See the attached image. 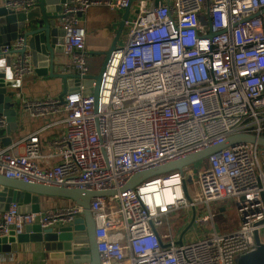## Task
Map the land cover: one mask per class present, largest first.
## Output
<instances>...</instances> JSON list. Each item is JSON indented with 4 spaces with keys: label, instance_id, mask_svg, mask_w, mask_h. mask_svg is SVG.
<instances>
[{
    "label": "built area",
    "instance_id": "built-area-1",
    "mask_svg": "<svg viewBox=\"0 0 264 264\" xmlns=\"http://www.w3.org/2000/svg\"><path fill=\"white\" fill-rule=\"evenodd\" d=\"M129 3L70 0L63 7L58 26L73 72L87 74L90 10L105 6L123 13ZM132 12L124 46L101 77L97 112L82 87L65 104L59 99L26 103L33 118L63 117L0 151V175L38 186L111 192L91 203L101 264H235L256 250L255 233L264 235V149L239 145L181 173L120 190L139 173L234 136L264 139V0L158 5L142 0ZM8 53L0 48V56ZM33 74L28 58L12 69L17 81ZM5 121L0 119V129ZM199 207L196 223L211 227L209 235L188 243L183 238L179 246L180 237L170 234V214ZM81 213L74 206L21 215L13 204L0 213V239L34 225L56 229Z\"/></svg>",
    "mask_w": 264,
    "mask_h": 264
},
{
    "label": "water",
    "instance_id": "water-1",
    "mask_svg": "<svg viewBox=\"0 0 264 264\" xmlns=\"http://www.w3.org/2000/svg\"><path fill=\"white\" fill-rule=\"evenodd\" d=\"M68 1L37 0L35 3L33 0V5L29 7L26 0H14L0 9V48L9 49L7 55L0 56V118L7 119L15 114L13 103L17 102L18 96L24 91L23 81L13 79L12 69L14 64L25 58L30 59L37 75L43 77L49 70L50 79L64 83V91L68 96L77 93L80 87L84 88V91L90 90L97 112L101 77L117 51L118 41L123 34L125 22L130 17L133 4L142 0H130L128 7L124 9L117 38L110 50L107 53L88 57V61L101 60V69L97 75L89 74L87 71L85 76H81L72 71L68 75L55 76L53 75L54 67L57 66L55 58L64 54V32L58 26L59 14L62 7L69 4ZM163 1L168 0H156V5ZM202 25H205L204 20ZM60 70L63 71L64 68ZM59 100L65 104L62 96ZM239 145H252L264 149V139L246 135L234 136L215 148L183 161L139 173L120 192L133 191L147 181L175 172L181 173L184 168L192 167L219 151ZM183 190L185 199L190 201L186 182L183 183ZM112 195L111 192L95 193L25 184L0 175V213L7 211L13 204L19 206L21 215L40 213V202L43 198L66 200L82 209V213L76 216L74 223L62 225L60 229L44 230L41 226L34 225L26 227L18 236L12 231L7 237L0 239V257L11 255V246L31 245L34 250L37 246L42 250L41 257L44 261L64 262V264H101L91 203L97 198ZM195 218L196 211L192 210L191 222L181 233L177 243L179 246L183 245V238L193 227ZM254 240L256 250L249 255L238 257L235 264H264V242L259 232L255 233Z\"/></svg>",
    "mask_w": 264,
    "mask_h": 264
},
{
    "label": "crops",
    "instance_id": "crops-1",
    "mask_svg": "<svg viewBox=\"0 0 264 264\" xmlns=\"http://www.w3.org/2000/svg\"><path fill=\"white\" fill-rule=\"evenodd\" d=\"M11 1L14 0H0V9ZM30 1L33 2V0ZM34 1L36 3L37 0ZM93 1L106 2L109 0ZM122 16V12L111 11L105 6L93 7L90 10L88 22L86 24L87 58L89 56L107 53L110 50L113 43L115 42V39L117 38L119 29L118 26L121 23ZM133 16L134 14L132 12L130 17ZM123 36L124 31L118 41L117 49H121L124 46L122 40ZM55 65H57L54 67L53 72V75L55 76L68 75L72 72L69 62L64 54L55 58ZM59 67L64 68V70H60L61 68L59 69ZM80 89L81 88H78L77 91H80ZM23 91V94L18 96L17 102L13 103L15 111L14 116L8 117L6 119L7 121H5L6 127L4 129H0V151L4 150L12 143L28 137L39 129L45 128L51 122L63 117L61 114L56 117L50 116L45 119H36L33 118L30 113L25 111L23 108L26 103L30 102L37 103L46 100L60 99L61 96L64 99L67 98L68 93L64 91V83L57 79H50L49 70L47 71L46 75L41 77L36 74V69L34 68V74L27 77L23 81ZM72 207H74V205L71 202L56 198H43L40 202L41 213L57 208ZM207 235H209V233H207ZM11 249V255L0 257L2 258L0 264H64V262L44 261L41 257L42 250L38 246L35 250L31 248V245H15L11 246Z\"/></svg>",
    "mask_w": 264,
    "mask_h": 264
},
{
    "label": "rangeland",
    "instance_id": "rangeland-1",
    "mask_svg": "<svg viewBox=\"0 0 264 264\" xmlns=\"http://www.w3.org/2000/svg\"><path fill=\"white\" fill-rule=\"evenodd\" d=\"M101 60L99 59L97 61H86V68L89 74L97 75L100 72L101 69ZM90 90L84 92V97H90ZM170 175V174H169ZM168 176V175H166ZM200 209L199 207L196 212V218L195 223L193 227L189 230V232L184 236V243H188V241H196L202 239L204 236L207 235V233H210L211 227H201L199 224L196 223V221L199 220L200 215ZM232 215H234L233 212H231ZM192 219V211H185V212H178V213H172L169 216L168 219V225L170 227V234L174 237L179 238L181 233L186 229V227L190 224ZM229 217L227 218V220ZM185 226V227H184ZM184 229L182 230V228ZM262 241L264 242V235L261 237Z\"/></svg>",
    "mask_w": 264,
    "mask_h": 264
},
{
    "label": "bare ground",
    "instance_id": "bare-ground-1",
    "mask_svg": "<svg viewBox=\"0 0 264 264\" xmlns=\"http://www.w3.org/2000/svg\"><path fill=\"white\" fill-rule=\"evenodd\" d=\"M167 186L168 187L171 186L170 182L167 183ZM167 199H168L169 202H171V195H170V193H167Z\"/></svg>",
    "mask_w": 264,
    "mask_h": 264
}]
</instances>
